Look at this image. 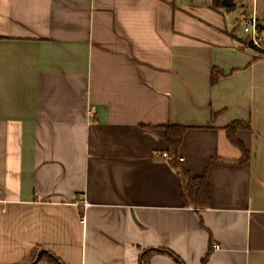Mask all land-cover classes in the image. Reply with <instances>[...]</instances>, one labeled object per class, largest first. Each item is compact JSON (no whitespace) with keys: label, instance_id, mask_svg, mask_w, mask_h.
I'll use <instances>...</instances> for the list:
<instances>
[{"label":"crops","instance_id":"obj_1","mask_svg":"<svg viewBox=\"0 0 264 264\" xmlns=\"http://www.w3.org/2000/svg\"><path fill=\"white\" fill-rule=\"evenodd\" d=\"M234 2L0 0V264H264V54Z\"/></svg>","mask_w":264,"mask_h":264},{"label":"trees","instance_id":"obj_2","mask_svg":"<svg viewBox=\"0 0 264 264\" xmlns=\"http://www.w3.org/2000/svg\"><path fill=\"white\" fill-rule=\"evenodd\" d=\"M213 6L216 9H225V10H234L236 8V4L234 0H213ZM263 29V27L261 26ZM250 46L255 48L250 42ZM258 50V52L263 53V51ZM223 75L217 69L213 71L212 81L213 84H216L220 77ZM243 128H250V126L242 121H237L231 124L228 127V131L232 141L237 144L242 150L245 152V155L248 156L246 149L242 145V143L236 138V131ZM168 141V150L172 155L170 160V164L173 168L178 171V174L181 177L182 188H183V198L186 206L195 207V208H205L209 203L210 198V187L207 181L206 175L203 177H192L189 170L185 167V165L179 160V150L182 145L184 136L186 131L188 130L187 126L183 125H170L165 127ZM210 254L204 259V263H206L209 259ZM179 264H183L178 259Z\"/></svg>","mask_w":264,"mask_h":264},{"label":"built area","instance_id":"obj_3","mask_svg":"<svg viewBox=\"0 0 264 264\" xmlns=\"http://www.w3.org/2000/svg\"><path fill=\"white\" fill-rule=\"evenodd\" d=\"M248 1V0H245ZM254 2V13L247 17L244 21V32L249 38V42L257 49L264 50V30L261 28V21L256 14V1ZM163 158L171 159L172 155L168 152L162 153ZM217 248V247H216Z\"/></svg>","mask_w":264,"mask_h":264},{"label":"rangeland","instance_id":"obj_4","mask_svg":"<svg viewBox=\"0 0 264 264\" xmlns=\"http://www.w3.org/2000/svg\"><path fill=\"white\" fill-rule=\"evenodd\" d=\"M231 15L235 17L236 16V13H231ZM244 28H245V26L242 24L241 29H240L241 30V33H244ZM247 40H249V39H247ZM261 51L264 52V50H261Z\"/></svg>","mask_w":264,"mask_h":264},{"label":"water","instance_id":"obj_5","mask_svg":"<svg viewBox=\"0 0 264 264\" xmlns=\"http://www.w3.org/2000/svg\"><path fill=\"white\" fill-rule=\"evenodd\" d=\"M42 254H43V252H41V253L39 254L38 258H40V257L42 256Z\"/></svg>","mask_w":264,"mask_h":264}]
</instances>
